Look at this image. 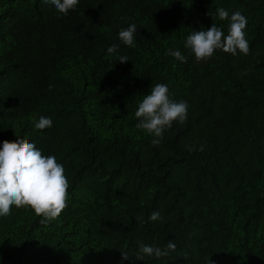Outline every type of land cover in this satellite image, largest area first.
<instances>
[{
  "label": "trees",
  "instance_id": "obj_1",
  "mask_svg": "<svg viewBox=\"0 0 264 264\" xmlns=\"http://www.w3.org/2000/svg\"><path fill=\"white\" fill-rule=\"evenodd\" d=\"M218 7L245 15L250 52L197 61L184 39L213 23L226 32L207 14ZM132 23L135 47L118 36ZM177 47L187 63L165 55ZM155 83L189 103L158 147L134 115ZM42 115L51 128H34ZM5 139L55 155L70 186L48 224L30 207L0 218V264H264V0H80L67 15L0 0ZM169 240L168 256L135 258L140 242Z\"/></svg>",
  "mask_w": 264,
  "mask_h": 264
},
{
  "label": "clouds",
  "instance_id": "obj_2",
  "mask_svg": "<svg viewBox=\"0 0 264 264\" xmlns=\"http://www.w3.org/2000/svg\"><path fill=\"white\" fill-rule=\"evenodd\" d=\"M63 15L74 10L80 0H44ZM212 17L227 21V31L213 23L211 27L200 28L190 32L184 39V48L194 54L197 61L211 58L217 50L232 55L250 52L249 41L246 38L247 18L240 11L229 12L224 7H218L215 13L208 12ZM137 25L129 24L121 28L118 36L122 44L135 47ZM119 45L112 44L107 48V54H118ZM166 56L174 61L188 62L179 47L168 48ZM127 55H119L118 61L127 62ZM189 103L187 100L173 98L169 85L155 83L138 102L135 110L136 128L145 130L151 136V145L158 147L162 144L166 130L171 129L174 122L183 123L188 119ZM34 128L44 130L53 126V120L48 116H40L34 122ZM199 150H203V146ZM69 180L65 168L55 155L43 154V149L36 146L34 141L5 139L0 144V218L10 216L12 209L30 207L38 216L41 223L48 224L57 219L67 207L69 196ZM149 220H163L161 212L154 210ZM177 245L169 240L163 247L156 244L139 243L134 253L136 259H159L175 251ZM129 254L122 251V258L127 260ZM208 264H213L209 260Z\"/></svg>",
  "mask_w": 264,
  "mask_h": 264
}]
</instances>
